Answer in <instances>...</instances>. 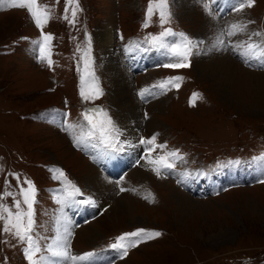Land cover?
<instances>
[{
    "label": "rangeland",
    "instance_id": "374dc122",
    "mask_svg": "<svg viewBox=\"0 0 264 264\" xmlns=\"http://www.w3.org/2000/svg\"><path fill=\"white\" fill-rule=\"evenodd\" d=\"M169 2L172 15L164 27L205 41V53L192 57L188 68L162 67L169 61L155 51L125 52L129 42H142L145 36L162 30L157 15L148 27H142L148 0H79L82 11L74 26L62 18L64 0H40L51 11L49 23L44 27L53 36L51 68L37 58V47L32 41L39 39L41 30L27 10L3 5L0 10V192L4 190L5 178L10 182L9 190L18 191L17 181L9 173L18 174L21 182L24 178L31 180L37 189V231L51 235L56 216L66 215L78 225L73 228L70 241L72 252L96 251L95 264H109V261L112 264H264V183L258 182L264 180V161L252 162L264 153V68L249 67L231 50L225 51L247 70L263 77H248L232 91L222 93L216 82L202 74L196 65L199 57L207 58L205 55L212 52L207 49L214 36L230 21H254L248 25V31H264V0H256L252 8L240 13L231 10L235 0H217L213 6L216 25L206 21L210 16L201 0ZM68 16L71 18L70 11ZM104 24L111 27L114 54H118L130 73L132 99L140 103L139 119L146 121L148 116L156 119L154 129L143 126L135 142L140 136L147 138L158 133V143L166 144L167 150L178 149L184 156L183 161L176 162L175 174L158 177L144 161L137 165L136 160L144 152L142 146L96 161L92 150L82 151L64 130V113H68L67 121L75 124L81 121L84 109L93 106L107 109L119 126L100 59L102 53L94 38ZM85 32L91 37L95 74L103 89V95L95 101H82L79 94L76 49L77 45L83 46ZM246 38L247 34H239L233 39ZM172 76L184 77L179 89L140 99L141 88ZM193 93L202 98L190 105ZM56 133L62 138L59 145L53 140ZM236 160L241 163L228 164ZM53 167L63 169L86 196L97 201L100 192L93 193L85 177L91 168H96L114 187L113 200L109 204L97 202L96 207L66 208L62 214L54 200L60 182L52 178ZM133 169L142 173L141 183L129 173ZM186 170L193 176L186 183H178L179 174ZM198 172L206 175H195ZM121 176L124 179L117 186L114 181ZM120 187L136 191L121 192ZM175 189L188 196L179 207L170 194ZM148 193L152 202L144 198ZM124 198L134 202L132 216L124 211L122 202L119 206ZM5 202L11 204V198ZM84 226L90 228L93 236L81 233ZM137 228L158 230L162 235L129 249L123 259L116 258L107 245L115 242L118 235ZM22 247L11 235L0 232V264H27Z\"/></svg>",
    "mask_w": 264,
    "mask_h": 264
},
{
    "label": "snow or ice",
    "instance_id": "6c2138e0",
    "mask_svg": "<svg viewBox=\"0 0 264 264\" xmlns=\"http://www.w3.org/2000/svg\"><path fill=\"white\" fill-rule=\"evenodd\" d=\"M64 14L62 18L70 25H75L80 9L79 0H64ZM256 0H235L232 11L242 12L245 8H252ZM9 8L26 9L35 26L40 29L38 40L32 41L37 47V58L45 62L49 68L53 66L51 59V48L53 36L44 31L45 25L49 23L51 11L49 6L40 3V0H0V10L3 5ZM201 4L206 14L212 18L217 0H201ZM71 12V18L68 13ZM154 15L158 16L162 30L158 34H149L142 42H129L125 45V52L132 54L135 52H158L165 56L169 62L163 63L162 67L171 69H182L191 66V59L205 53V41L194 39L183 32H175L171 27H164L170 23L171 11L169 0H148L145 10V18L142 27H148ZM254 21L227 23L214 36L209 51H228L239 56L249 67L264 68V31H248V25ZM239 34H247L246 39L234 40ZM259 38V39H254ZM123 39V37H121ZM79 53L77 62V72L79 74V94L82 101H95L103 95V89L99 85V78L95 74L94 57L92 55L91 37L85 32L83 46L77 45ZM182 76L165 77L157 83L141 88L138 95L141 100H146L149 96L165 94L171 89H179L183 81ZM197 98H202L198 93H193L189 104L195 103ZM65 119L63 127L72 135L73 143L82 151L92 150L93 159L103 161L111 159L113 156L125 152L129 149L143 147V155L136 160L140 165L141 161L145 166L158 177L164 174H175L176 162L183 161L184 156L178 149L167 150V145L158 143V133L151 137L140 136L138 142H133L123 138L125 133L109 115L107 109L99 106L85 108L81 113V121L69 123L68 113L63 114ZM147 118V113H145ZM157 150H162L158 152ZM256 161H264V153L253 158ZM241 161H228V164H239ZM223 165H218L222 167ZM52 178L60 182L59 192L54 196L59 211L64 212L66 208L96 207V201L90 195L86 196L81 189L70 179H68L63 169L53 167L50 169ZM17 181V190H9L10 182L5 178L4 190L0 192V222L2 228L0 232L11 235L19 244L27 264H95L98 257L96 251H88L83 254H74L71 250L70 241L73 236V221L66 215L56 216L53 221L51 235H42L37 231L39 225L36 220L37 189L33 182L27 178L21 182V178L16 173H9ZM195 175H206L198 172ZM193 176L192 173L182 172L179 174L178 183H186ZM124 179L114 181L117 186ZM264 183V180L258 181ZM120 191H133L136 189H126L120 187ZM151 193L144 198L150 199ZM11 198V204L5 202ZM162 235L158 230L137 228L131 232H125L115 238V242L107 245L115 257L123 259L128 255L129 249L138 247L141 243L153 240ZM7 242V241H5ZM112 264V261H109Z\"/></svg>",
    "mask_w": 264,
    "mask_h": 264
},
{
    "label": "bare ground",
    "instance_id": "6f19581e",
    "mask_svg": "<svg viewBox=\"0 0 264 264\" xmlns=\"http://www.w3.org/2000/svg\"><path fill=\"white\" fill-rule=\"evenodd\" d=\"M206 21H209V23L213 25L214 23L215 25L217 24L216 17L215 18L209 17ZM230 23L233 22L230 21ZM215 30L217 31L218 28ZM94 38L97 45L99 46L100 52L102 53L100 59L102 60V66L105 76L108 77V81L110 84V89H109L110 97L112 99L111 101L114 103L116 108L117 122L119 124V127L125 133V136L123 138H127L135 142L143 126H145L146 128L154 129L156 125V121H155L156 119H154V117L152 118L151 116H148L146 121H144V120H140L137 115V111L140 103L138 100L132 99V91H131L132 87H130V83H129L130 73L125 67H123L124 66L123 62L120 60L118 54L117 53L114 54L113 51L114 41L112 38V31L109 24H104L103 26H101L100 29H98L95 32ZM224 52L225 51H212L210 52L209 55H205L207 58H203V56H201L199 57V59L197 58L198 60L196 62L197 67H200L199 68L200 72L202 74L208 75L209 78L211 77L216 82L219 90L222 93L229 91V89L232 91V89L238 85V82L245 80L248 77H251L252 79L253 78L259 79L260 77H263L261 76L262 75L261 73L247 70L245 67L240 65V63H238L236 60L234 61L231 56L226 55ZM131 123H133V126ZM60 139L62 140L60 133L58 134L56 133V137H53V140H56L55 143H57L58 145L60 144V142H62ZM107 166L110 165H108L107 163ZM93 168L89 170L90 171L89 174L85 175V177L88 178V184H87L88 188L92 190L93 193L99 190L100 198L98 199L96 198L97 200L96 202H101V204H107V203L109 204V202L113 200L111 199L113 193V189H112L113 186L109 184V180L108 181L105 180L100 175V173L97 172L98 170L96 168L94 169ZM129 173L132 175L133 179H136L137 181L144 179L141 176L142 173L138 170L133 169ZM170 194L174 197V201H177L178 203L177 207L181 206L183 202L186 203V200L188 199V196L180 192V190L178 191L177 189H175V191L173 192H170ZM121 202L124 211L127 214H130L129 216H132L134 214V202L129 201L125 198L120 199V203L118 202L119 206ZM81 233L85 236H90L91 234H93V232L90 230L89 227L87 228V226L86 227L84 226V228L81 230Z\"/></svg>",
    "mask_w": 264,
    "mask_h": 264
}]
</instances>
